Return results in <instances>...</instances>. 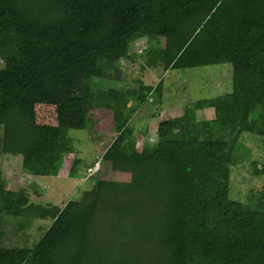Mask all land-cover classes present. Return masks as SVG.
I'll list each match as a JSON object with an SVG mask.
<instances>
[{
    "label": "trees",
    "instance_id": "obj_1",
    "mask_svg": "<svg viewBox=\"0 0 264 264\" xmlns=\"http://www.w3.org/2000/svg\"><path fill=\"white\" fill-rule=\"evenodd\" d=\"M143 38H165L162 61L150 44L147 66L231 64L232 91L189 102L139 150L128 123L160 104L164 79H137L138 91L105 85L127 78L120 62L136 60ZM0 59L2 153L20 156L23 173L57 176L76 153L70 130L92 128L96 107L113 111L118 133L102 160L132 172L98 178L62 207L7 188L0 173V264H264V199H234L231 184L242 136L264 142V0H0ZM35 82L54 87L55 125L36 123L26 101ZM205 108L214 118H198ZM6 218L52 223L32 246H4Z\"/></svg>",
    "mask_w": 264,
    "mask_h": 264
},
{
    "label": "rangeland",
    "instance_id": "obj_2",
    "mask_svg": "<svg viewBox=\"0 0 264 264\" xmlns=\"http://www.w3.org/2000/svg\"><path fill=\"white\" fill-rule=\"evenodd\" d=\"M155 46V55L162 61L165 47V38L153 41L143 38L137 40L131 49L136 54V60H122V70L126 79L104 81L105 87L140 89V79L148 85H155L164 79L162 101L153 107L146 103L134 115L128 125L132 126L137 140V148L141 150L150 146L157 140L158 124L161 120L175 118L183 115L189 102L202 98H211L232 91V65L216 64L202 68L186 70H164L163 65H145L149 54V45ZM0 59V67H3ZM26 101L33 108L34 118L38 124H57L56 101L52 84L39 82L28 85ZM128 106L134 105L129 100ZM157 107V108H156ZM156 108V110H155ZM203 110V109H202ZM154 111L159 112L158 117H152ZM198 112L199 119L214 118V111L206 109ZM93 119L92 128L72 129L69 135L76 153L65 155L63 165L57 176H34L21 171V157L4 155L2 153V128L0 127V173L6 186L14 191L25 190L30 199L43 205L56 204L64 206L69 200L80 197L83 188H90L98 178L113 181H129L132 176L131 164L108 163L102 160L103 153L112 144L118 133L115 130L113 111L105 107H96L91 110ZM174 138H179L178 131L173 132ZM82 159L81 177L70 176L74 159ZM237 164L231 173L232 197L248 202L250 197L256 196L254 203L264 199V172L256 174L254 164L264 168V142L255 135L244 134L237 148ZM23 222V221H22ZM108 220H103L105 225ZM19 220L6 218L4 220L1 245H30L35 244L51 225L52 220L31 219L25 228H20ZM108 227V226H107Z\"/></svg>",
    "mask_w": 264,
    "mask_h": 264
},
{
    "label": "crops",
    "instance_id": "obj_3",
    "mask_svg": "<svg viewBox=\"0 0 264 264\" xmlns=\"http://www.w3.org/2000/svg\"><path fill=\"white\" fill-rule=\"evenodd\" d=\"M206 109H212V110L214 111V108H205V109L200 110V111H204L203 114H205ZM198 112H199V111H198ZM179 116H181V115H176L175 117H179Z\"/></svg>",
    "mask_w": 264,
    "mask_h": 264
}]
</instances>
